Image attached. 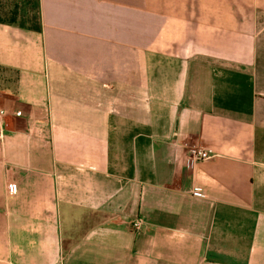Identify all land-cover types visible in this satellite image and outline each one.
<instances>
[{
    "label": "crops",
    "instance_id": "crops-1",
    "mask_svg": "<svg viewBox=\"0 0 264 264\" xmlns=\"http://www.w3.org/2000/svg\"><path fill=\"white\" fill-rule=\"evenodd\" d=\"M0 109V264H264V0H0Z\"/></svg>",
    "mask_w": 264,
    "mask_h": 264
},
{
    "label": "built area",
    "instance_id": "built-area-1",
    "mask_svg": "<svg viewBox=\"0 0 264 264\" xmlns=\"http://www.w3.org/2000/svg\"><path fill=\"white\" fill-rule=\"evenodd\" d=\"M5 114L4 109H0V120L3 118ZM217 152L214 149L203 148L200 146H191L188 149V164L192 165L194 162L206 161L214 158ZM197 196H203V192L200 189H195L193 192ZM144 220L142 217H137L133 223L132 228L135 231L141 230L143 226Z\"/></svg>",
    "mask_w": 264,
    "mask_h": 264
}]
</instances>
